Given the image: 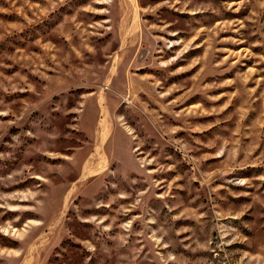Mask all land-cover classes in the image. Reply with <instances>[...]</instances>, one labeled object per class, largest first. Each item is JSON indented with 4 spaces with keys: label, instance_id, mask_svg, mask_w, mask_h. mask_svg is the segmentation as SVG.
Listing matches in <instances>:
<instances>
[{
    "label": "rangeland",
    "instance_id": "rangeland-1",
    "mask_svg": "<svg viewBox=\"0 0 264 264\" xmlns=\"http://www.w3.org/2000/svg\"><path fill=\"white\" fill-rule=\"evenodd\" d=\"M0 264H264V0H0Z\"/></svg>",
    "mask_w": 264,
    "mask_h": 264
}]
</instances>
